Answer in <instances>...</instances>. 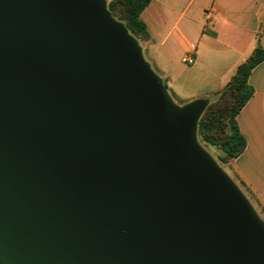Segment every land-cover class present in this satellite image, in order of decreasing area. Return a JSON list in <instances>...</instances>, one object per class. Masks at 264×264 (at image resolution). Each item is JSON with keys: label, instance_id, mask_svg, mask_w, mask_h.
<instances>
[{"label": "water", "instance_id": "95a60500", "mask_svg": "<svg viewBox=\"0 0 264 264\" xmlns=\"http://www.w3.org/2000/svg\"><path fill=\"white\" fill-rule=\"evenodd\" d=\"M107 0H0V264H264V221Z\"/></svg>", "mask_w": 264, "mask_h": 264}, {"label": "crops", "instance_id": "0c3cea01", "mask_svg": "<svg viewBox=\"0 0 264 264\" xmlns=\"http://www.w3.org/2000/svg\"><path fill=\"white\" fill-rule=\"evenodd\" d=\"M142 20L149 33L145 56L185 104L210 100L257 47L264 48V0H153ZM186 56L193 65L184 63ZM249 84L254 94L237 117L247 146L232 167L264 208V62Z\"/></svg>", "mask_w": 264, "mask_h": 264}, {"label": "trees", "instance_id": "16d2710c", "mask_svg": "<svg viewBox=\"0 0 264 264\" xmlns=\"http://www.w3.org/2000/svg\"><path fill=\"white\" fill-rule=\"evenodd\" d=\"M107 1L108 9L113 16L127 26L129 32L141 45L145 43L149 39V33L145 22L142 20V13L153 0ZM263 62L264 48L259 46L249 59L237 68L235 75L228 84L214 95V99L209 100V105L199 121V142L207 150L208 146L217 148L221 153L220 161L224 164L233 165V162L246 149L247 141L240 131L237 117L254 94V89L249 84L250 75ZM172 96L175 97L173 93ZM216 161L221 166L220 162ZM229 175L231 174L229 173ZM232 179L236 182L234 178ZM236 184L250 200L256 211H258L259 206L256 204L253 193L245 183L240 181L239 183L236 182ZM261 209L264 213V208ZM257 213L259 214L260 212L258 211ZM261 219L264 221V218Z\"/></svg>", "mask_w": 264, "mask_h": 264}, {"label": "rangeland", "instance_id": "374dc122", "mask_svg": "<svg viewBox=\"0 0 264 264\" xmlns=\"http://www.w3.org/2000/svg\"><path fill=\"white\" fill-rule=\"evenodd\" d=\"M144 50V49H143ZM144 55H145V53H144ZM145 58L147 59V57L145 56ZM148 60V59H147ZM153 66V65H152ZM188 66H190V65H188ZM153 68H154V70L158 73V71H157V69L153 66ZM159 74V73H158ZM192 90H195V87H191V88H189V90L187 91V92H192ZM170 93H171V95H172V92L170 91ZM173 97V96H172ZM174 98V100H175V102L176 103H178V104H180V105H183V104H185L184 103V101H182V100H180V99H178L177 97H173ZM209 99H214V96L213 95H210V97H209ZM208 150H209V152L212 154V156L216 159V160H218L219 162H220V164H221V166L227 171V172H229L230 174H232V175H230V176H232V178H234L235 180H236V182H240L239 181V179L236 177V175L234 174V170H233V167H232V165L231 164H224V163H222L221 161H220V155H221V153H220V151L217 149V148H215V147H212V146H208ZM228 173V174H229ZM258 211L260 212L259 214H260V216H261V218H264V213L262 212V209L259 207L258 208ZM257 211V212H258Z\"/></svg>", "mask_w": 264, "mask_h": 264}, {"label": "built area", "instance_id": "2783aa9c", "mask_svg": "<svg viewBox=\"0 0 264 264\" xmlns=\"http://www.w3.org/2000/svg\"><path fill=\"white\" fill-rule=\"evenodd\" d=\"M184 63L188 64V65H193L195 60L193 57H190V56H186L184 59H183Z\"/></svg>", "mask_w": 264, "mask_h": 264}]
</instances>
